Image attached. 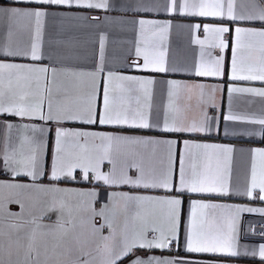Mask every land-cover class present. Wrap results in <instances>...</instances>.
Segmentation results:
<instances>
[{
    "label": "crops",
    "instance_id": "0c3cea01",
    "mask_svg": "<svg viewBox=\"0 0 264 264\" xmlns=\"http://www.w3.org/2000/svg\"><path fill=\"white\" fill-rule=\"evenodd\" d=\"M109 8H88L75 3L71 5L41 6L32 0H0V9L12 8L33 9L44 7L48 12L43 22L39 37L40 59L33 60L30 56H7L5 50H29L35 38V23L13 20L0 13V61L18 64L47 67L48 73L40 74L39 85L33 83L28 97L30 103L37 102L41 96L45 98L44 114H47V101L53 107H68L73 111L82 110L88 96H93V108L97 115L103 111V90L108 72L124 76L150 78L153 84L144 90L133 93L131 104L140 107L150 114L149 123L152 127H130L127 125H101L82 120H43L39 115L16 116L12 113H0V264H27L26 253L30 241L40 264H74L80 252L74 250L70 256H57L53 247L60 237L58 218L63 223L72 218L77 224L76 234L83 242L84 251L94 257V264L102 259L103 241L101 236L109 235V229L103 216L93 214L108 205L112 207L113 194L127 193L131 196H147L163 198L176 196L181 163L190 170L193 163L197 169L213 175L217 169H223V157L211 158L202 155V150H193L196 157L186 158L184 141L196 143L223 144L231 146L230 178L227 194L221 192L189 193L181 195L179 228L177 238L173 239L168 248L139 249L136 255L145 258L156 256L161 258L183 259L186 264H264V258L258 254V246L264 244V237L256 235V231L264 224V213L240 212L237 229L239 240L237 255L220 253H189L185 250V230L187 228L190 202L198 200L209 204L241 207L264 208V195L259 189L252 196L246 195L251 181L253 163L252 149L264 148V125L252 120L227 121L224 119L229 111L247 115L255 119L264 118V97L253 94L230 93L229 88L237 87L264 88V81H233L231 79L232 48L234 46L235 27L264 28V21L242 20L233 21L225 17H201L179 11L183 0H177V10L169 11L171 0H108ZM264 4V0H262ZM251 11V0H236L235 11L242 14ZM157 21L168 23L169 28L160 39L156 27L145 25L143 33L139 21ZM224 25L230 28L224 34L227 47L209 48L205 45L204 58L222 56L223 75L218 77H201L195 74V65L201 58V46L194 41L204 39L203 26ZM200 25V28H196ZM11 28L12 35H8ZM105 36L104 71L96 77L95 85L88 76L73 73L93 72L100 65V37ZM147 42V44L145 43ZM141 47H156L165 53L167 72H156L136 67L143 63L142 57L135 55L137 44ZM211 54L209 57L208 54ZM55 69V73H53ZM171 69H176L172 71ZM175 80L193 86L203 84L204 95L200 89H182L179 97L172 98L169 110V121H176L178 126H187L193 120L201 121L207 117L204 133L165 132L163 115L169 106L168 81ZM114 82L112 87H115ZM39 87V91H37ZM215 88L213 93L211 90ZM136 97H139L137 102ZM11 124L12 128H6ZM23 125H27L25 129ZM33 128L37 131H33ZM108 134L114 137H126L130 140L161 141V143H128L113 141L110 157L99 164V171L111 173L115 167L117 174L122 170L135 180L140 176V168L144 170L145 180L140 185L104 184L95 179V172L89 167L85 179L84 167H65L63 172L57 171V178L52 175L53 163L56 158V130ZM42 129L43 131H39ZM22 136L33 138L37 155L36 175H29V168L19 166L15 161L22 157L17 151L13 159H6L5 154L13 155V149H19ZM174 140L171 147V167L173 170V189L144 187L151 183L152 177L169 167V146L162 141ZM102 142L92 137H68L64 145L65 153L70 154L72 162L87 164L91 156L95 160L100 153L94 148ZM106 143V142H105ZM29 154L27 146L24 157ZM79 158V160L77 159ZM259 172L260 161L257 158ZM139 165L140 168L131 165ZM93 192V196L82 193ZM115 226L117 231L124 227L125 219L131 225V213L123 210V201H118ZM167 206L156 200L144 202L141 209L144 221L149 227L167 225ZM209 222L215 214L216 220L229 215L227 208L208 209ZM91 217V223L88 218ZM100 228V233L93 235L91 225ZM142 221H137L140 227ZM39 225V227H37ZM33 232L35 238L32 240ZM149 231L148 238H152ZM57 252L60 249L56 250ZM257 254L253 255V252ZM87 257H81V259ZM118 264L120 262L118 261ZM123 264H128L124 259Z\"/></svg>",
    "mask_w": 264,
    "mask_h": 264
},
{
    "label": "snow or ice",
    "instance_id": "6c2138e0",
    "mask_svg": "<svg viewBox=\"0 0 264 264\" xmlns=\"http://www.w3.org/2000/svg\"><path fill=\"white\" fill-rule=\"evenodd\" d=\"M32 2L41 6L51 5H83L88 8L107 9L109 8L108 0H32ZM252 10L244 11L242 14H237L235 11L236 0H183L180 4L179 11L198 15L201 17H225L227 16L233 21L242 20H259L264 21V4L262 0H251ZM169 11L177 10V0H171L168 8ZM3 13L13 20L14 23L27 21L35 23V38L29 50H5L7 56H30L33 60L40 59L39 55V37L43 27V22L48 12L44 7H37L33 9H19L12 8L10 10L0 9ZM141 32L143 33L145 25L156 27L160 33V39L163 40V33L169 28L168 23L160 24L157 21H148L141 19L139 21ZM200 28V25H196ZM203 31L206 34L204 39L196 38L195 43L201 46V58L195 65V74L201 77H218L223 73L222 56L216 58L205 59L204 49L205 45L209 48H225L227 41L224 39V34L230 32V28L224 25H210L203 26ZM234 46L232 48L231 61V79L233 81H264V28H246L235 27L234 29ZM8 35H12L11 28H9ZM106 37H100V65L93 72L88 73H73L74 75L88 76L92 79L95 85L96 77L104 71V43ZM147 44V42H145ZM135 55L142 57L143 63H136V67L151 70L156 72H167L170 69L166 66L167 61L165 53L158 50L156 47H141L138 43L135 48ZM209 57L211 54H208ZM175 71L176 69H171ZM49 69L47 67H38L33 65L18 64L13 62L0 61V113H12L16 116H34L39 115L43 120H55L57 122L65 120H82L87 119L86 123H99L101 125H127L130 127L149 128L152 125L149 123L150 114L144 112L140 107H133L131 104L132 95L137 90H144L147 94V85H151L154 81L150 78H142L136 76H124L114 72H108L107 79L103 90V111L97 117L93 108V96H88L85 100L82 110L73 111L68 107H53L52 101H47V114H44L43 108L45 98H41L35 102L30 103L28 97L33 83L39 85L40 74H47ZM55 73V69L52 70ZM115 83V87L112 84ZM168 96L169 106L166 107L163 115V128L165 132H186V133H204L209 129L206 127V120H193L187 126H178L175 120L169 121V110L172 104L173 97H179L182 89L198 88L200 95L203 97V84L188 86L179 81L170 80ZM39 91V87H37ZM215 92V88L211 90ZM230 93L237 94H253L264 97V88L252 87H237L235 85L229 88ZM137 102L139 97H136ZM227 121H245L252 120L255 123L264 125V118L255 119L247 115L236 114L231 110L224 116ZM25 129L27 125H23ZM6 128L11 129L12 125L7 124ZM33 131L37 129L33 128ZM39 131H43L40 129ZM68 137H92L99 139L102 143L94 145V148L100 155L93 160L91 156L87 158V164L82 162H72L70 154L65 153L64 145L67 143ZM126 141L128 143H161V141L149 140H130L126 137H114L108 134L89 133L82 131H70L62 128L56 130V158L53 163L52 175L57 178V171L63 172L65 167L69 169L68 174H71V168L84 167L85 179H87V172L89 167L95 172V179L103 181L104 184H134L140 185L145 180V173L139 165H131L140 168V176L133 180L127 175L126 171H121L117 174L115 167L111 173H104L99 171V164L103 159L110 157L113 141ZM106 142V143H105ZM169 146V167L161 171L159 174L152 177V182L145 183L144 187H158L172 191L173 185V170L171 167V147L176 143L174 140L162 141ZM27 146L29 154L24 157V150ZM36 145L33 138L22 136L19 149H13V155L5 154L6 159H13L17 151L20 152L21 159L15 161L19 166L30 169L29 175H36L37 172V155ZM184 147L186 158L191 157L193 160L196 153L193 150H202V155L211 158L213 154L223 157L225 161L224 168L217 169L213 175H208L206 172L199 171L195 163L186 169L181 163L179 171L178 187H176V196H168L163 198H153L147 196H131L127 193L113 194L112 207L105 205L99 212L93 214L96 216H103L105 224L109 229V235L101 236L103 241L102 259L100 264H123L124 259H128V264H186L183 259L161 258L156 256H149L147 258L136 255L139 249H165L168 248L173 239L177 238L179 228L180 207L182 205L181 195L184 192L189 193H205V192H221L227 194L228 180L230 178V161L231 154L234 149L229 145L211 144V143H196L185 140ZM253 163L251 168V181L246 190V195L252 196L255 189H259L260 193L264 194V148L252 149ZM257 158H259V172L257 170ZM79 160V158H77ZM82 195L93 196V192L82 193ZM264 200V195L259 197ZM123 201V210L125 213H131V225L128 219H125L124 227L117 231L115 226L117 215L118 201ZM156 200V202L167 206V225H159L149 227L144 221L141 209L144 202ZM227 208L229 215L222 217L219 222L213 213V219L209 222L208 209ZM209 204L198 200L190 202V212L187 228L185 230V250L189 253H220L231 256H236L237 243L239 240V233L237 229L238 214L240 212H260L264 213V208L241 207ZM58 228L60 230V237L53 247V252L57 256H70L74 250L80 252V257L74 264H94L95 258L90 257L89 253L84 251L83 242L76 234L77 224L72 218L67 219L63 223L59 222ZM137 221H142L140 227L136 226ZM88 223H91V217L88 218ZM39 227V225H37ZM100 228H96L94 224L91 225L93 235L100 233ZM149 231L153 234L152 238H148ZM35 238L33 232L32 240ZM60 249V251H56ZM32 242L28 246L26 253L27 264H40L37 256L33 257L34 251ZM253 255L257 254L255 251ZM258 254L264 258V244L258 246ZM81 257H87L81 259Z\"/></svg>",
    "mask_w": 264,
    "mask_h": 264
},
{
    "label": "built area",
    "instance_id": "2783aa9c",
    "mask_svg": "<svg viewBox=\"0 0 264 264\" xmlns=\"http://www.w3.org/2000/svg\"><path fill=\"white\" fill-rule=\"evenodd\" d=\"M255 234L260 237H264V224L260 226V228L256 231Z\"/></svg>",
    "mask_w": 264,
    "mask_h": 264
}]
</instances>
